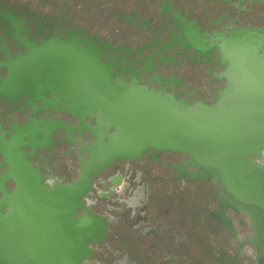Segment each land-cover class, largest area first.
I'll return each instance as SVG.
<instances>
[{"label":"flooded vegetation","instance_id":"flooded-vegetation-1","mask_svg":"<svg viewBox=\"0 0 264 264\" xmlns=\"http://www.w3.org/2000/svg\"><path fill=\"white\" fill-rule=\"evenodd\" d=\"M248 27L264 30V0H0V179L2 151L32 139L44 146L26 158L45 182L78 178L80 142L95 139L68 112L91 109L75 98L80 47L96 49L113 79L211 103L224 87L220 38ZM187 161L148 151L90 176L82 204L106 223L92 263L252 264L247 217L219 203L217 185L193 180Z\"/></svg>","mask_w":264,"mask_h":264},{"label":"water","instance_id":"water-1","mask_svg":"<svg viewBox=\"0 0 264 264\" xmlns=\"http://www.w3.org/2000/svg\"><path fill=\"white\" fill-rule=\"evenodd\" d=\"M220 39L224 87L211 103L113 79L96 49L79 48L75 98L91 109L68 112L79 120L78 131L90 130L95 139L80 142L78 178L66 184L45 182L26 158L42 141L2 151L8 169L0 179V264H95L89 245L103 242L106 223L82 204L90 176L148 151L182 153L195 168L193 180L217 185L219 203L248 219L252 264H264V30L238 28ZM87 117L95 124L85 123ZM24 145L28 153L19 151ZM8 179L15 183L11 192L3 188Z\"/></svg>","mask_w":264,"mask_h":264}]
</instances>
